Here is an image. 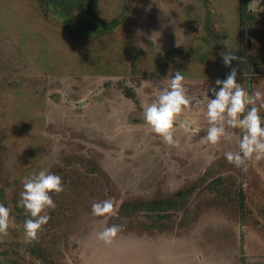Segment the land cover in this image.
<instances>
[{"label": "rangeland", "instance_id": "rangeland-1", "mask_svg": "<svg viewBox=\"0 0 264 264\" xmlns=\"http://www.w3.org/2000/svg\"><path fill=\"white\" fill-rule=\"evenodd\" d=\"M247 1L93 0L95 17L113 27L74 35L45 18L39 0H0V204L10 210L0 264H255L264 163L250 158L242 169L226 159L239 129L216 144L202 141L204 93L228 74L221 53L245 43ZM209 32L223 38L216 48ZM176 71L190 99L179 119L200 132L177 124L178 143L169 146L143 110ZM238 77L245 87L248 76ZM253 102L262 116L264 101ZM41 169L59 175L63 191L50 193L56 206L42 210L49 219L29 242L17 201L23 178ZM218 178L222 194L211 189ZM177 190L192 194L181 200ZM170 198L174 222L151 227L142 205ZM103 200L111 213L93 216L92 204ZM113 224L122 227L112 241L99 240Z\"/></svg>", "mask_w": 264, "mask_h": 264}, {"label": "clouds", "instance_id": "clouds-1", "mask_svg": "<svg viewBox=\"0 0 264 264\" xmlns=\"http://www.w3.org/2000/svg\"><path fill=\"white\" fill-rule=\"evenodd\" d=\"M252 8L253 0L250 4V9ZM221 55L225 66L238 59L230 51ZM236 77L237 68L232 67L225 79L218 78L215 81L216 88H208L205 91L208 127L202 141L216 144L226 135L227 129H239L237 150L228 151L225 156L229 162L243 169L246 168L248 159L264 158V117L259 114L249 91L236 81ZM167 79L166 86L158 89L155 98L144 108L143 118L150 130L157 134L163 143L175 146L178 143L174 137L177 124L192 134L200 132V127L194 126L191 121L179 119L180 114L190 103L183 86L182 71H176ZM209 92L212 93V98L209 97ZM256 96L259 98L260 93H256ZM62 191L61 177L46 169L23 178V190L19 194L17 206L22 207L28 217L24 221V231L29 242L37 239L38 230L49 219L47 215H40L42 210L56 206L50 193ZM112 208L110 200L99 201L92 204L91 214L103 217L111 213ZM9 222L10 210L0 204V234L7 233ZM121 227L116 224L105 227L97 237L106 244L110 243Z\"/></svg>", "mask_w": 264, "mask_h": 264}, {"label": "trees", "instance_id": "trees-1", "mask_svg": "<svg viewBox=\"0 0 264 264\" xmlns=\"http://www.w3.org/2000/svg\"><path fill=\"white\" fill-rule=\"evenodd\" d=\"M39 5L40 11L45 18H55L63 28L71 31L74 35H100L111 30L114 25L112 22L99 20L95 17L93 0H39ZM245 10L246 15L249 17V21H246V23L252 26V21L254 19L253 10H248L247 4ZM77 12H84L88 16L87 19L80 18L77 15ZM244 19L245 16L240 12V24L244 23ZM247 27L248 26H246V28ZM248 35L249 33H247L245 37V43L242 45V47L233 52L238 59L231 61L229 65V70H231L232 67L237 68V73L242 75V81L244 80V76H248L245 78V88L247 90V80L250 79L251 75L256 72V70L258 69V65L264 64V53L261 55H257L252 52V46L247 39ZM205 37L209 42L210 47L212 48H216L220 40H223V38L221 39L218 34L212 32H209V34L205 35ZM216 181L217 183H214L211 189L214 188L215 190L221 192L223 186L222 184L219 185L220 179L218 178L216 179ZM224 184L225 183H223V185ZM208 187L209 185H207V188ZM237 192L240 193L241 198V196H243L242 188L238 187ZM191 194V191L188 192L187 190H177L173 196L181 200H186L189 199ZM0 195H2L1 191ZM125 205L131 209H135L136 206L135 203ZM176 206V200H172L170 198L149 201L148 203L142 205V209L144 208V210H146V213H148V215H146V219L148 220L150 226L155 228V226L162 227L168 223L174 222V216L172 217V212L174 211V208H176ZM243 207L244 199H241L240 203L237 204V208L242 210ZM152 214L156 215L153 216Z\"/></svg>", "mask_w": 264, "mask_h": 264}, {"label": "crops", "instance_id": "crops-1", "mask_svg": "<svg viewBox=\"0 0 264 264\" xmlns=\"http://www.w3.org/2000/svg\"><path fill=\"white\" fill-rule=\"evenodd\" d=\"M257 3L259 5L262 4V6H260L259 10L258 8L253 9L254 20H253V24L251 26L252 28L249 32L247 39L250 45L252 46L251 48L252 52L257 55H261L264 53V0H258ZM229 72L230 70L228 67V69L226 70V73H229ZM237 75L239 76L238 78L240 80L242 75L239 73ZM248 80L251 81V85H252V90L250 89L249 91L252 98H257V96H254L255 92L253 90V85L254 83H256V84H260L258 88V92H257V93H260L259 98H261L264 101V88L261 90L264 84V64L258 65V69L253 75H251L250 79ZM262 117H264V114L262 115ZM260 162L264 163V158H262ZM256 236L258 238V241L254 249L255 250V264H264V228H261V230H258L256 232Z\"/></svg>", "mask_w": 264, "mask_h": 264}, {"label": "water", "instance_id": "water-1", "mask_svg": "<svg viewBox=\"0 0 264 264\" xmlns=\"http://www.w3.org/2000/svg\"><path fill=\"white\" fill-rule=\"evenodd\" d=\"M251 3H252L251 0L247 1V9H248V10H250V4H251ZM247 88H248V90L251 89V81H250V80L247 81Z\"/></svg>", "mask_w": 264, "mask_h": 264}]
</instances>
